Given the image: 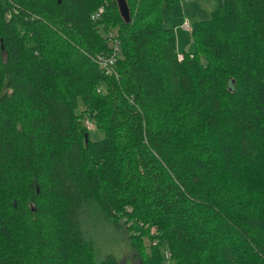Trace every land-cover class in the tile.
<instances>
[{
    "label": "trees",
    "instance_id": "trees-1",
    "mask_svg": "<svg viewBox=\"0 0 264 264\" xmlns=\"http://www.w3.org/2000/svg\"><path fill=\"white\" fill-rule=\"evenodd\" d=\"M178 1L0 0V264H121L99 219L140 264H264V0H220L182 57Z\"/></svg>",
    "mask_w": 264,
    "mask_h": 264
},
{
    "label": "rangeland",
    "instance_id": "rangeland-1",
    "mask_svg": "<svg viewBox=\"0 0 264 264\" xmlns=\"http://www.w3.org/2000/svg\"><path fill=\"white\" fill-rule=\"evenodd\" d=\"M219 1L220 0H180L172 4L169 8L163 7V23L166 26H172L175 30L177 48L180 52L179 57H182V52L184 51L196 50V44L192 38V32L189 28L183 26L184 20L188 19L193 21L195 19L209 17L212 11L218 8ZM108 30H113V28H109ZM109 41L110 45L113 46L112 48L116 49L114 54L117 59L120 48L119 41L116 38H111ZM116 46L118 47V50ZM113 49L107 53H113ZM199 57L202 62H206V55L203 52L199 53ZM85 121H87L86 123L89 126V136L91 138L100 137L102 133L97 125L91 120L86 119ZM103 223L104 221L99 219L93 228L96 230L95 234L98 238L99 256L106 252H111L117 257L121 264H140L134 255V250L131 247L129 240L125 237L126 235L118 228L116 229L113 227V224L109 227ZM155 239L159 241L158 238ZM144 242L148 243L150 242V239L145 236Z\"/></svg>",
    "mask_w": 264,
    "mask_h": 264
},
{
    "label": "built area",
    "instance_id": "built-area-1",
    "mask_svg": "<svg viewBox=\"0 0 264 264\" xmlns=\"http://www.w3.org/2000/svg\"><path fill=\"white\" fill-rule=\"evenodd\" d=\"M103 10V6H100V7H98V9L94 12V13H92V15H91V17H94V18H96L99 14H100V12ZM184 25V27L185 28H191V22H190V20H188V19H185L184 20V23H183ZM110 35V34H109ZM112 39H114V38H112ZM113 47V46H112ZM117 47V46H116ZM113 49V48H112ZM116 49H113V53H107V54H105V53H100V54H98L97 55V57H96V61L98 62V64L102 67V69L106 72V73H113V72H116V70H115V61L117 60L116 59V56H115V54H114V51H115ZM117 50H118V47H117ZM99 90V89H98ZM87 122V121H86ZM88 125V124H87Z\"/></svg>",
    "mask_w": 264,
    "mask_h": 264
},
{
    "label": "water",
    "instance_id": "water-1",
    "mask_svg": "<svg viewBox=\"0 0 264 264\" xmlns=\"http://www.w3.org/2000/svg\"><path fill=\"white\" fill-rule=\"evenodd\" d=\"M117 3L118 11L124 21L130 20V9L127 0H115Z\"/></svg>",
    "mask_w": 264,
    "mask_h": 264
}]
</instances>
